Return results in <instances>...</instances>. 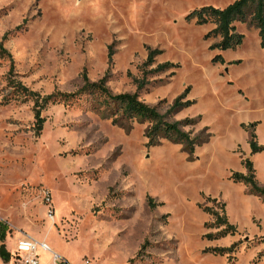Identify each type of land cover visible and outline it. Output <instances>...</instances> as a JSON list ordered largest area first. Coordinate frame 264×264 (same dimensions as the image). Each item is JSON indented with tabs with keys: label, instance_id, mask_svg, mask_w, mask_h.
Listing matches in <instances>:
<instances>
[{
	"label": "rangeland",
	"instance_id": "obj_1",
	"mask_svg": "<svg viewBox=\"0 0 264 264\" xmlns=\"http://www.w3.org/2000/svg\"><path fill=\"white\" fill-rule=\"evenodd\" d=\"M234 0H0V221L6 243L29 235L71 264H264V202L234 183L254 163L264 185V48L259 30L235 50L212 49L214 24L188 15ZM149 49L161 51L146 66ZM224 63L214 62L217 56ZM173 63L155 72L161 64ZM176 65V66H175ZM106 78L114 94L137 93L167 113L190 87L194 104L170 121L197 119L186 132L210 134L193 156L161 140L148 123L113 125L91 98L51 105L37 134L34 103L14 94L15 79L41 95L71 93ZM255 125V126H254ZM252 126H254L252 128ZM128 128V127H127ZM149 198L152 205L149 206ZM215 200V201H214ZM225 205L235 235L209 240L205 209ZM54 212V221L48 217ZM235 251L223 256L216 247ZM51 254V253H50ZM43 255L42 264H49Z\"/></svg>",
	"mask_w": 264,
	"mask_h": 264
},
{
	"label": "trees",
	"instance_id": "obj_2",
	"mask_svg": "<svg viewBox=\"0 0 264 264\" xmlns=\"http://www.w3.org/2000/svg\"><path fill=\"white\" fill-rule=\"evenodd\" d=\"M188 19L195 20L199 26L214 24L215 28L208 32L205 39L219 38V42L212 45V49L225 52L237 49L244 41L245 35L238 32V24H247L254 26L259 30L261 46L264 48V0H234L225 8L214 6H205L195 9L188 15ZM161 51L149 49L146 66L155 64V59ZM0 58H9L13 63L12 55L5 48L4 43L0 42ZM214 62L224 63V58L219 55ZM173 63L159 65L154 71L163 72ZM176 66V65H175ZM106 78L98 81H91L87 75L83 77V85L74 92H53L48 95L31 90L21 82L10 79L9 84L14 90L17 98L34 103V117L36 120L37 134L43 129L46 119L42 112L51 105L68 104L81 100L84 97L91 98L94 103L99 104L98 113L103 117L111 118L113 125L124 129H130V125L137 121L148 123L145 136L148 139V146H158L161 140H167L173 144L182 145L184 152L193 156L197 147H201L210 141V134L205 135L203 131L199 135H193L192 132H186V126H193L198 123L197 119H184L179 121H170L169 116L175 115L182 110L192 106L193 101L187 100L190 93L188 87L184 93L179 95L170 105L167 113L160 112L158 106H150L139 99L137 93L114 94L107 85ZM255 126V125H254ZM252 126V128L254 127ZM128 127V128H127ZM249 144L252 154L264 152V146L258 144L255 132L250 133ZM246 173L234 172L231 180L237 184H243L247 189V194L259 197L264 202V185L257 179V172L254 163L250 159L243 161ZM215 201V200H214ZM149 206L152 208V199L149 198ZM213 217V223L207 227L219 229L215 234H207L205 237L209 240H218L229 235H235L237 227L233 225L226 214L225 205H220V211L214 209H205ZM7 226L0 221V241L5 243L7 237ZM238 244H233L230 248L216 247L207 249L205 252H211L216 255L231 254L235 251ZM0 254L5 261L9 260V255L2 244Z\"/></svg>",
	"mask_w": 264,
	"mask_h": 264
},
{
	"label": "built area",
	"instance_id": "obj_3",
	"mask_svg": "<svg viewBox=\"0 0 264 264\" xmlns=\"http://www.w3.org/2000/svg\"><path fill=\"white\" fill-rule=\"evenodd\" d=\"M51 221H54V212L50 211L48 215ZM41 251L51 253L52 264H71L69 260L53 252L49 246L29 235L22 234L16 240V257L18 264H41ZM85 264H91L86 261Z\"/></svg>",
	"mask_w": 264,
	"mask_h": 264
},
{
	"label": "crops",
	"instance_id": "obj_4",
	"mask_svg": "<svg viewBox=\"0 0 264 264\" xmlns=\"http://www.w3.org/2000/svg\"><path fill=\"white\" fill-rule=\"evenodd\" d=\"M2 244H4L5 249L9 255V260L5 261L0 254V264H18V258L16 257V240H15V243H6V241L5 243H1L0 241V249H1ZM46 254L49 255L51 258V262L49 264H52V256L49 252H46V251H41V264H42V257L43 255H46Z\"/></svg>",
	"mask_w": 264,
	"mask_h": 264
}]
</instances>
